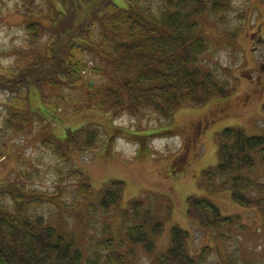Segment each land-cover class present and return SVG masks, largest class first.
<instances>
[{"label":"trees","instance_id":"trees-1","mask_svg":"<svg viewBox=\"0 0 264 264\" xmlns=\"http://www.w3.org/2000/svg\"><path fill=\"white\" fill-rule=\"evenodd\" d=\"M35 1L25 0L17 7L25 17L26 40L42 45L23 66H0V90L8 94L1 128L14 135L22 134L27 113L34 112L31 94H40L45 101L46 88L61 89L62 82L55 77L62 76L71 85L82 80L86 62L78 56L80 48H90L110 73L100 86L85 83L87 94L80 110H98L111 121L121 114L138 116L144 110L170 119L179 107L202 106L231 93L228 80L196 66L209 44L198 33L199 24L193 18L206 9L222 13L230 8V0H125L124 6L114 0H46L44 6ZM85 10L87 17L81 16ZM96 26L99 41L93 37ZM45 112L52 115L48 109ZM99 129L97 122L87 121L66 127L63 138L49 137L44 142L60 141L59 151L68 145L89 151L104 141ZM217 156L218 163L199 175V186L207 195H189L185 212L190 222L214 238V245L193 252L189 229L173 225L157 264H229L227 258L222 263L208 259L215 247L223 246L226 252L240 218L239 213H224L212 198L226 190L241 208L256 212L264 227V176L255 179L247 174L257 168V159L264 169V134L249 135L241 127H224ZM77 171L82 179L81 194L94 193L82 171ZM124 187L123 180L107 181L94 193L97 208L103 213L116 209ZM54 197L48 191L27 188L12 177L0 185V264H134L132 245L150 252L153 238L164 229L142 198H131L123 208L132 221L125 227L124 237H105L85 248L44 215L32 211Z\"/></svg>","mask_w":264,"mask_h":264},{"label":"rangeland","instance_id":"rangeland-1","mask_svg":"<svg viewBox=\"0 0 264 264\" xmlns=\"http://www.w3.org/2000/svg\"><path fill=\"white\" fill-rule=\"evenodd\" d=\"M24 1L0 0V66H23L42 45L25 38V17L18 10ZM230 1V8L222 13L206 9L193 16L199 24L198 33L209 44L196 66L228 80L231 93L225 98H214L202 106L179 107L170 119L144 110L138 116L121 114L111 121L98 110L81 111L80 102L87 94L85 83L89 81L97 87L110 75L109 67L90 48H80L78 56L86 65L78 84L71 85L70 80L59 76L55 78L62 82L61 89L46 88L45 101L40 94H31L34 112L27 113V126L20 135L1 128L8 94L0 90V185L12 177L27 188L52 193L55 197L51 200L57 205L43 201L32 211L44 215L60 232L72 235L85 248L105 237L123 238L125 227L132 222L123 208L128 207L129 199L142 198L144 205L151 208L153 219L161 221L164 229L153 238L152 251L132 245L136 250L134 264H157L173 225L189 229L193 252L214 245L207 231L189 221L186 198L207 195L199 186V175L202 169L218 163L217 146L224 127H241L249 135L264 134V0ZM35 2L46 4V0ZM114 2L125 5V0ZM83 15L87 17L86 10L81 12ZM97 34L96 26L93 37L98 40ZM47 109L52 115L45 112ZM87 121L97 122L100 128L104 141L97 148L80 151L68 145L70 150L67 146L59 151L60 141L45 144L49 137L63 138L66 127H78ZM146 133L153 135L148 137ZM79 169L94 193L109 180H123L120 205L101 212L94 193L81 194ZM247 174L263 178L259 159L257 168ZM212 198L224 213H239L240 218L226 252L223 246L215 247L208 259L264 264V227L258 214L237 205L229 190Z\"/></svg>","mask_w":264,"mask_h":264},{"label":"water","instance_id":"water-1","mask_svg":"<svg viewBox=\"0 0 264 264\" xmlns=\"http://www.w3.org/2000/svg\"><path fill=\"white\" fill-rule=\"evenodd\" d=\"M92 84V83H91Z\"/></svg>","mask_w":264,"mask_h":264}]
</instances>
